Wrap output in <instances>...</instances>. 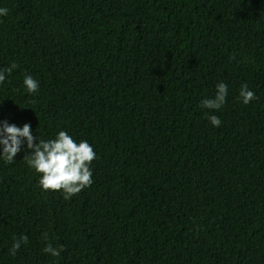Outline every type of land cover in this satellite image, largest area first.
Here are the masks:
<instances>
[{
  "label": "trees",
  "instance_id": "1",
  "mask_svg": "<svg viewBox=\"0 0 264 264\" xmlns=\"http://www.w3.org/2000/svg\"><path fill=\"white\" fill-rule=\"evenodd\" d=\"M0 8V70L18 65L0 122L29 123L35 143L63 130L97 153L93 184L68 200L42 190L26 141L14 163L0 156V264H264V0ZM219 82L224 106L202 107Z\"/></svg>",
  "mask_w": 264,
  "mask_h": 264
},
{
  "label": "clouds",
  "instance_id": "2",
  "mask_svg": "<svg viewBox=\"0 0 264 264\" xmlns=\"http://www.w3.org/2000/svg\"><path fill=\"white\" fill-rule=\"evenodd\" d=\"M7 8H0V16L8 15ZM17 64L12 63L9 67L0 70V84L6 80V74L10 75ZM23 83L29 93H36L39 83L31 75H25ZM228 94L227 85L219 82L216 85V93L213 98H206L201 101L202 107L209 110H219L226 103ZM242 102L247 105L257 99L255 93L248 88L246 83L241 85L239 93ZM210 123L219 127L221 120L216 115H209ZM32 135L31 126L25 123L23 127L9 124L7 121L0 122V145L3 146L0 156L7 164L14 163V157L21 152L22 145L27 142V149L31 150L25 155L24 160L30 168L40 174L39 185L44 191H62L64 199L68 200L79 194L85 188L93 184L92 162L97 158L93 146L86 140L77 143L66 131H59L57 136L51 140L39 139ZM45 240L48 234L43 233ZM28 242V237L21 236L14 240L10 253L15 256L22 244ZM43 251L53 257H59L63 247H53L48 243Z\"/></svg>",
  "mask_w": 264,
  "mask_h": 264
}]
</instances>
